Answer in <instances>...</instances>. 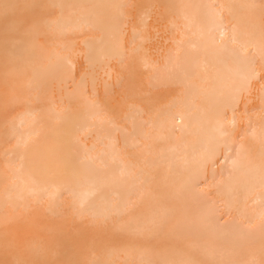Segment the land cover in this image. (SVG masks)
<instances>
[{
  "label": "bare ground",
  "instance_id": "1",
  "mask_svg": "<svg viewBox=\"0 0 264 264\" xmlns=\"http://www.w3.org/2000/svg\"><path fill=\"white\" fill-rule=\"evenodd\" d=\"M0 264H264V0H0Z\"/></svg>",
  "mask_w": 264,
  "mask_h": 264
}]
</instances>
